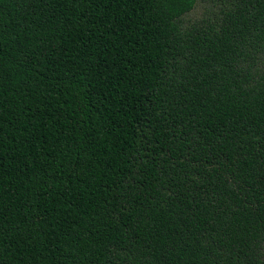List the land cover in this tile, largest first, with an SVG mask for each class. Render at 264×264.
<instances>
[{
	"label": "trees",
	"instance_id": "trees-1",
	"mask_svg": "<svg viewBox=\"0 0 264 264\" xmlns=\"http://www.w3.org/2000/svg\"><path fill=\"white\" fill-rule=\"evenodd\" d=\"M210 2L205 27L183 21L197 0H0V264H210L214 234L245 260L264 0Z\"/></svg>",
	"mask_w": 264,
	"mask_h": 264
},
{
	"label": "rangeland",
	"instance_id": "rangeland-1",
	"mask_svg": "<svg viewBox=\"0 0 264 264\" xmlns=\"http://www.w3.org/2000/svg\"><path fill=\"white\" fill-rule=\"evenodd\" d=\"M222 7L211 3L210 0H197V4L193 7V10L187 13L183 19L187 25H193L203 22L204 26H210L215 24L219 20ZM198 24V25H199ZM197 26V25H196ZM215 27V26H214ZM264 66V63L261 64ZM197 171L193 168H188L186 165L179 166L173 169H166L160 178L162 186L169 188V192L164 191V195L179 193V189L183 186H187L190 180L194 177ZM229 234L223 236L228 239ZM219 236V239H221ZM254 231H250L246 237L247 247L250 249L245 260L237 256L238 253L235 250L225 247L222 251L215 243L216 235L214 234L209 240L206 241V249L209 253L208 260L210 264H246L250 259L254 260L255 264H264V232L263 236L258 235L256 237ZM222 240V239H221ZM248 248H246L248 250ZM225 258H229L226 260ZM230 261V262H229Z\"/></svg>",
	"mask_w": 264,
	"mask_h": 264
}]
</instances>
